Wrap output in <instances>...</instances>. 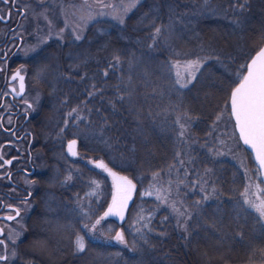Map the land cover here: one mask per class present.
I'll return each instance as SVG.
<instances>
[{"label":"trees","instance_id":"16d2710c","mask_svg":"<svg viewBox=\"0 0 264 264\" xmlns=\"http://www.w3.org/2000/svg\"><path fill=\"white\" fill-rule=\"evenodd\" d=\"M79 36L65 29L27 60L41 91L47 167L41 205L8 264H264V223L243 203L241 169L218 149L219 117L233 121L230 89L264 43V0H140L123 23L97 17ZM184 59L203 65L181 89L171 65ZM73 139L75 157L65 149ZM97 160L135 189L121 221L109 216L92 229L112 189ZM93 180L100 187L90 194ZM77 234L83 252L74 251Z\"/></svg>","mask_w":264,"mask_h":264},{"label":"flooded vegetation","instance_id":"af4514ba","mask_svg":"<svg viewBox=\"0 0 264 264\" xmlns=\"http://www.w3.org/2000/svg\"><path fill=\"white\" fill-rule=\"evenodd\" d=\"M19 1L0 0V241H3L0 255L10 257L0 264L10 262L18 240L12 239L21 227L25 228V218L41 205L42 181L47 167L40 141V102L33 101L30 89L32 82L38 85L28 69L27 60L48 38L37 42L30 25L22 22L25 7ZM80 1L90 2L89 6L97 10L106 8L101 4L111 5L112 2ZM15 70H21L24 77V90L19 95H16L19 79H12ZM5 160L11 163L4 164ZM17 209L19 216H16ZM7 216H14L18 221L17 228H11L9 238L5 237V228L14 220L4 219Z\"/></svg>","mask_w":264,"mask_h":264},{"label":"snow or ice","instance_id":"6c2138e0","mask_svg":"<svg viewBox=\"0 0 264 264\" xmlns=\"http://www.w3.org/2000/svg\"><path fill=\"white\" fill-rule=\"evenodd\" d=\"M138 0H129L128 3L123 4L122 10L119 13H113V15L119 20L120 23L124 22V15L127 14L131 9L135 8ZM102 7H112V5H103ZM240 9L243 10L245 4L241 3L239 5ZM2 18V17H0ZM92 19L91 16L85 18V20ZM63 31V29H61ZM162 31L160 27L155 29V34H159ZM79 40L81 37L77 35L75 37ZM155 38V35H154ZM34 51V49H32ZM116 63H119V57H114ZM203 65L202 59L188 60L183 63L176 61L171 65L172 69H176V75L174 84L179 88H187L197 77V73L201 70ZM112 67V65H109ZM241 67H245L242 65ZM247 74L243 75L240 82L231 91V116L235 118V127L239 130L240 138L247 145H250L255 152L256 160L259 162L261 170H264V47H260L256 54L252 56L250 62L246 64ZM171 70V69H170ZM18 70L12 79H19L20 81V91L23 92L24 77L20 75ZM107 75V73H105ZM89 95H94L90 92ZM31 107V105H29ZM78 109L73 108L67 115L72 116L77 113ZM77 120L80 119L79 116L76 117ZM68 124V120H65V125ZM183 128V125H181ZM65 129H61V133ZM183 135V132L181 133ZM77 141L75 139L69 140L67 145L68 154L75 157L78 155L76 151ZM11 161L5 160L4 164H10ZM94 167L107 173L112 178V199L108 204L107 210L103 215L98 218L92 225V229H95L101 224L105 218L109 216H118L121 219L124 218V210L128 206V202L131 199L132 191L135 189V184L127 176L119 175L114 172L112 168L103 160L90 161ZM2 166V165H0ZM71 174L65 177V181L71 180ZM92 185H94L93 192L90 194H95V190L99 189L100 184L98 181L93 180ZM255 188L260 195L256 196V199L249 198V189ZM146 195H151V193H145ZM244 197L243 203L249 208L253 209L261 218H264V190L259 189L258 185H251L245 188L244 193L241 194ZM157 199L164 203L162 197L159 195ZM207 199V197H205ZM175 210V209H174ZM16 211V216H19V210ZM91 212V209H89ZM89 212H84V216H88ZM181 215H183L181 213ZM16 217L7 216L4 219L14 220ZM140 219H143L141 216ZM85 229H88L87 224L84 225ZM92 229H88L91 231ZM19 235V234H17ZM11 238V237H10ZM120 243H124V235L122 232H117L115 237ZM3 241H0L2 244ZM40 246H43V242H37ZM74 251L83 252L86 248L85 239L83 236L77 234L74 240ZM16 255L15 252L12 253V257ZM10 257L5 255H0V261H6Z\"/></svg>","mask_w":264,"mask_h":264},{"label":"rangeland","instance_id":"374dc122","mask_svg":"<svg viewBox=\"0 0 264 264\" xmlns=\"http://www.w3.org/2000/svg\"><path fill=\"white\" fill-rule=\"evenodd\" d=\"M139 1L140 0H138V2ZM19 2L21 3V5L25 7V15L22 18V22L24 24L30 25V29L31 30L33 29L35 33L37 42L41 43L43 42L44 39L48 37H52V36L62 37L63 31L65 29H71L76 36L79 35L84 25L89 21V20L87 21L85 20V18L88 16H91L92 19H95L97 17H110V18L113 17L114 19H117L113 15V13H119L122 10L123 4L128 3L129 0H112L111 2L112 7H106L101 10L93 9L92 7L89 6L90 2H83L80 0H20ZM12 17L14 18L15 14H12ZM61 29H63V31H61ZM188 60H196V59H184L181 60L180 62L183 63ZM174 73L176 75V69H174ZM30 89L32 92L33 101L36 102V104L39 103L41 100V91L39 87L33 84L32 82L30 85ZM221 117H223L224 121L222 124L220 123V127H219L220 136L218 137L219 139L218 149L220 151H224V153L227 154L228 157L239 166L245 177V182H246L245 188L251 185H258L259 189L264 190V185L260 178V173L257 167L249 165L246 155L242 147L239 145L238 142L239 138L237 139L238 135L236 137L237 132L235 130L233 121L228 120L227 115L220 116L219 120ZM210 142L211 139L207 142L206 145L201 146L202 149L206 151L207 154L208 153L211 154ZM1 152L2 149L0 147V153ZM245 188L243 190V193L245 191ZM166 190H168L167 192H169L170 189L168 186ZM147 192L151 193L150 191ZM153 192L155 193V191ZM166 195L167 193L165 194V197ZM257 195H260V193L255 188L249 189V198L256 199ZM166 199L171 201V199L168 197ZM260 219L264 223V218L260 217ZM17 226H18L17 220L10 222V224L7 225V227L5 228L6 229L5 237L9 238V233L11 231V228L14 227L17 228ZM19 230H20V232L18 233L19 235L14 237L12 241L15 242L24 234L25 229H23V227H21ZM95 236L99 237L97 235ZM249 264H254V263H249Z\"/></svg>","mask_w":264,"mask_h":264},{"label":"water","instance_id":"95a60500","mask_svg":"<svg viewBox=\"0 0 264 264\" xmlns=\"http://www.w3.org/2000/svg\"><path fill=\"white\" fill-rule=\"evenodd\" d=\"M260 47H264V43H263ZM260 47H259V48H260ZM259 48L256 49V50L251 54V56L248 58L246 64H247L248 62H250L252 56H254V55L256 54V51H258ZM17 71H18V70H15V71L13 72L12 75H14ZM246 74H247V68H246V65H245V70H244L242 76H243V75H246ZM20 75H22V73H20ZM22 76H23V75H22ZM242 76H241V78H242ZM241 78H240V79H241ZM240 79H239V80H238V81H237V82L231 87L230 92H229V102H228V104H229L230 114H231V100H230L231 91H232V89H233L234 87H236V85L240 82ZM23 84H24V81H23ZM21 93H22V92L20 91V81H19V89H18V91L16 92V95H19V94H21ZM231 117H232V116H231ZM232 119H233L234 127H235V118L232 117ZM235 130H236V132H237V135H238V138H239L241 144H242V145H243V146H244V147L250 152V154L252 155L253 160H254V162H255V164H256L258 170H259L260 178H261V180H262V182H263V185H264V170H261V169H260L259 162L256 160L255 152L253 151V149L251 148L250 145H247V144H245V143L243 142V140L240 138L239 130H238L236 127H235ZM67 145H68V143H67ZM66 150H67V147H66ZM67 152H68V151H67ZM110 168H111V167H110ZM112 170H113L114 172L118 173L119 175L127 176V175H125V174H122V173H120V172L114 170L113 168H112ZM108 176H109V175H108ZM127 177H128V176H127ZM128 178H129V177H128ZM109 179H110V181H111V187H112V178H111L110 176H109ZM129 179H130V178H129ZM131 180H132V179H131ZM132 182H133V184H135L133 180H132ZM133 193H134V190L132 191L131 199H132ZM111 199H112V190H111V196H110V199H109V203L111 202ZM131 199L129 200L128 204L130 203ZM109 203H108V204H109ZM107 208H108V205H107L105 211L107 210ZM105 211H104V212H105ZM125 211H126V209L124 210V215H125ZM111 217L115 218L117 221H121V220H122V219H121L120 217H118V216H111ZM0 233H1V229H0Z\"/></svg>","mask_w":264,"mask_h":264}]
</instances>
